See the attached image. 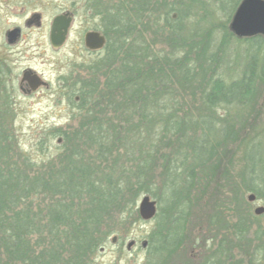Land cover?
I'll return each mask as SVG.
<instances>
[{
    "label": "trees",
    "instance_id": "obj_1",
    "mask_svg": "<svg viewBox=\"0 0 264 264\" xmlns=\"http://www.w3.org/2000/svg\"><path fill=\"white\" fill-rule=\"evenodd\" d=\"M88 1L101 16L107 44L100 75L76 84L75 125L58 132L64 144H57L52 161L26 157L20 168L8 157L10 138L0 137V264H92L117 225L141 220L138 203L145 195L158 202L150 254L170 257L182 242L173 227H181L191 195L210 189L233 195L236 222L230 226L216 212L209 224L216 231L229 225L237 243L223 242L229 249L222 244L214 253L223 259L206 256L201 264H235L242 256L247 264H264V224L236 196L243 190L264 197L263 144L254 121L264 93V37L242 38L249 59L240 76L226 82L216 71L223 57L210 51L213 37L200 36L197 23L183 31L192 11H208L207 0ZM217 1L231 6L232 16L241 0ZM230 39L218 41L217 49ZM159 44L167 49L156 53ZM242 132L247 174L238 178L220 169V153H230L226 148ZM252 233L253 240L244 239Z\"/></svg>",
    "mask_w": 264,
    "mask_h": 264
},
{
    "label": "rangeland",
    "instance_id": "obj_2",
    "mask_svg": "<svg viewBox=\"0 0 264 264\" xmlns=\"http://www.w3.org/2000/svg\"><path fill=\"white\" fill-rule=\"evenodd\" d=\"M80 1L0 0V57L4 59L2 64L6 73L5 76L2 74L0 86L3 88L6 85L9 88V95H12V104H9L10 110H7L2 103L5 99L0 94L2 97L0 100V137L10 138L4 145L9 159L13 160V163L17 162L16 165L20 168L25 167L23 160L26 157L34 162L47 161L49 158V161H52L57 151V144L60 146L64 144L63 136L58 135L59 130H66L74 123L73 115L76 114L77 109L73 103L76 101L75 97L79 96L74 90L78 88L76 84L80 76L85 75L82 66L86 65L87 67L92 60L97 58L87 53L83 37L86 30L95 29L99 25L95 17L86 15L84 11L76 13L75 5ZM207 2L209 3L208 11H192L193 16L185 20L183 31L191 32V26L197 23L201 27L200 36H204L206 39L210 35L213 37L215 43L210 51L217 52L218 50L220 57L224 59V64L216 69L217 74L226 82H231L240 76V72L249 59L248 44L231 30L230 26L234 17V14L230 16L231 6L228 7L227 4L223 9L217 0H207ZM65 11L73 12L76 20L71 27L69 40L62 50L56 51L51 47L47 29L33 30L13 51L6 50L2 46V37L8 24L22 23L29 14L34 13L42 14L44 22L49 24L54 16ZM174 17L177 18V15L174 14ZM193 35L197 38L196 34L193 33ZM200 36L197 38L198 40H200ZM225 36L231 37L230 42L227 46L224 45L217 49L218 41ZM151 38L148 39L149 43L154 40ZM154 48L156 53L167 49L162 44L154 46ZM259 61H261V55L257 62ZM27 68L42 73L50 80L52 82L50 89L44 90L37 96H26L19 92L18 82L21 73ZM10 80L11 82H9ZM69 94H71L70 97H68ZM258 96L259 99H257L254 109L256 110L254 121L257 122L256 129L258 130H256V139L262 141L263 146L260 147V153L264 156V93L260 92ZM77 102H79V98ZM188 102L191 103L190 97ZM192 102L196 103L197 100ZM3 112L10 114L4 116ZM219 113L223 114L225 111L220 110ZM245 137V132H242L241 139L226 148L230 150V153H220L221 156L223 155L220 169L224 168L238 178L247 174L243 157V139ZM40 164L35 163L36 166H40ZM39 171L40 169L34 167L33 176H38ZM225 191L226 195L216 194L211 189L205 194L198 190L193 192L190 197L192 205L186 207V218L182 220L181 227H173L182 235V242H180L177 252L170 257L165 255L164 259H161L150 254V235L156 222L140 220L126 226L117 225L116 230L119 232L109 237L104 249L93 256L92 264H201L206 256L212 257V262L223 259L221 255H218L217 259L214 256L220 253L223 242L236 240L230 226L236 222L235 209L238 208L236 203H231L233 195L228 190ZM238 192L240 193L236 196L241 208L257 216L255 210L258 207H264V197L256 199L253 203L250 202L249 197L255 194L243 190H238ZM145 196H150L155 200L151 195ZM39 203H41L40 200L35 202L32 209L38 210ZM216 212L223 214L225 222L230 226L227 227L225 223H222L221 231H216L214 227H211L209 220ZM257 217L260 218V223L264 224L263 214ZM247 237L244 239L253 240L254 234L247 235ZM114 238L118 240L116 244L113 243ZM132 241H137V245L129 250L128 246ZM234 242L237 243V241ZM143 243H147L146 247L143 246ZM228 245L223 244L224 251L229 249ZM209 246L211 248L206 252L205 248ZM215 252L216 254H214ZM241 260L245 261L244 256L242 259L237 257L234 263L240 264ZM245 264H247V260Z\"/></svg>",
    "mask_w": 264,
    "mask_h": 264
},
{
    "label": "flooded vegetation",
    "instance_id": "obj_3",
    "mask_svg": "<svg viewBox=\"0 0 264 264\" xmlns=\"http://www.w3.org/2000/svg\"><path fill=\"white\" fill-rule=\"evenodd\" d=\"M75 6L77 7V9H74L76 11V13H77V11H79V12L84 11V13L86 15H89L91 17H95L97 20V23L100 25V26L98 25L95 29H89V30L85 31V34L83 37L85 49L90 56H94L97 58L92 60V62L87 67H86V65L82 66V69L84 70L85 75L82 77L80 76L79 81H78V83L80 85V84H85L87 81H91L92 79H94L100 75L101 70H100L99 65L102 61V58L104 55V49H105L107 43L105 44L103 49H99V50H92L86 46L85 37L90 32H98L106 38V36L100 30V28H101V16L99 14L94 15L92 13V11H91L92 4H90V2L88 0H81L80 3L76 4ZM58 16H65L66 18H71L72 22H71L65 43L62 46L56 47L52 43L51 34H52L53 22H54L55 18ZM75 20H76L75 14L71 11H65L63 13H60V14L54 16L53 19L49 22V24H46L44 22V17L42 14H39V13L29 14V16H27L25 18L24 22L7 25V27H6L7 29L5 30L4 35L2 37V40H3L2 46L6 50L13 51L19 44L22 43L23 40H25L26 36L29 35L30 32H32L33 30H41V29L46 30L47 29L48 38H49V42H50L51 47L56 51L62 50L69 40V34L71 32V27L74 24ZM106 42H107V38H106ZM3 61H4V59L2 57H0V80L3 78V75L4 76L6 75L5 71L3 70V68H4V65L2 64ZM87 74H88V76H87ZM11 80H12V77H11ZM11 80L9 82H11ZM51 83L52 82L50 80H48L42 73H40L36 70H33L31 68H27L21 73V78L19 79V82H18V89H19V92L25 94L26 96H37L40 93H42L44 90L50 89ZM8 89L9 88L6 85H4L3 88L0 86V94L3 95V97L5 99L2 103H4L7 110H10L9 104L10 103L12 104V95L11 96L9 95ZM74 92H75V90H74ZM74 92H73V94H74ZM70 95L71 94H69L68 97H70ZM78 98L80 99L79 96L75 97L76 101H78ZM1 99H2V97L0 96V100ZM3 113H5V114H3L4 116H7L10 114L8 112H3ZM117 241L118 240H116L115 242L113 241V243L116 244ZM136 245H137V241H134V244L131 247V249Z\"/></svg>",
    "mask_w": 264,
    "mask_h": 264
},
{
    "label": "water",
    "instance_id": "obj_4",
    "mask_svg": "<svg viewBox=\"0 0 264 264\" xmlns=\"http://www.w3.org/2000/svg\"><path fill=\"white\" fill-rule=\"evenodd\" d=\"M72 19L65 16H58L55 18L52 26L51 39L54 46H62L67 38L68 31ZM232 32L239 38L252 37L255 35L264 36V0H242L238 9L235 12L231 22ZM86 46L92 50L103 49L106 44V39L98 32H90L85 37ZM250 202L256 201V196L249 197ZM139 216L142 221H152L158 213V204L156 200L151 199L150 196H143L138 206ZM264 214V207H258L255 210V215ZM116 241V238L113 239ZM132 241L128 249L133 246ZM147 243H143L146 247Z\"/></svg>",
    "mask_w": 264,
    "mask_h": 264
}]
</instances>
